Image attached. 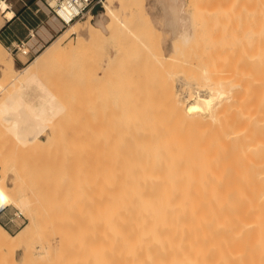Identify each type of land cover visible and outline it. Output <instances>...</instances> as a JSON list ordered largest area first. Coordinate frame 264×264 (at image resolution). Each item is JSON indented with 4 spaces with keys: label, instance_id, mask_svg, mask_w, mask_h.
Listing matches in <instances>:
<instances>
[{
    "label": "bare ground",
    "instance_id": "obj_1",
    "mask_svg": "<svg viewBox=\"0 0 264 264\" xmlns=\"http://www.w3.org/2000/svg\"><path fill=\"white\" fill-rule=\"evenodd\" d=\"M117 1L104 0L102 5L104 11L95 15L94 22L92 21L94 15L89 13L91 11L87 12L88 17L84 21L80 18L70 21L62 27L57 38L47 43L44 49L37 52L35 57L21 68L16 67L13 54L0 40V68L5 78L11 77L15 86L8 93L7 100L13 111L20 115L22 122L28 127L35 124L52 126L49 115L54 114L49 106L50 99L42 98L32 80L38 78L41 68L49 58L61 53L62 44L66 39L72 35L76 36V42L71 49L74 52L82 50L89 44H99L111 36H116L120 30L119 24L121 27L125 26L128 32H133L132 23L127 22L126 18L125 21L117 10ZM189 1L188 4L197 2V7L200 6L203 11L204 7L208 9L209 11H205L209 12L206 14L207 18L211 13L208 4L212 3L216 4L215 8L211 6V9L216 10H213L215 15L217 11L220 13V10H224L221 12L222 15L228 16L226 12L232 8L230 13L231 17H234L228 16L232 25H235L233 23L235 19H238L237 26L246 22L242 21L243 17L246 19V13L242 11L247 8L242 9L240 15L235 13L238 10H233L236 6L239 7V0L235 1L236 6H232L234 0L230 2L226 0L231 3V6H228L230 10L225 7L228 2L224 6H219L223 4V0H219L221 4L217 1L213 3V0H203L204 2L200 0L202 6L198 5V1ZM131 2L141 8L138 22L133 21L141 29H137L138 33L135 30V33L139 34V30L143 29L146 32L144 38L156 35L158 38V32L161 30L145 11V0ZM165 2L163 21L169 28L172 54L177 53L178 55H175L177 58L184 53L185 46H190L195 34L198 36L199 33L205 32L204 26L211 28V25L207 24L209 21L211 24H218L221 18L217 15L219 18H215L218 21L213 20L215 23L208 18L209 21L205 25L202 20L204 17L198 15L200 20L196 15L199 10L194 4L193 7L189 4L197 11L193 9L196 13L194 16L197 22L196 33L188 27L180 33L179 23L186 16L180 0ZM204 3L206 6H203ZM245 3L246 1L244 4L241 3L242 8H245ZM127 5L126 9L128 6L131 8V4ZM246 5L249 9L251 3ZM8 6L7 0H0V7L4 8L3 15H0V26L13 16V10L7 9ZM248 9L245 11L247 14L250 11ZM252 9L254 10L249 14L259 11L257 15L259 13L260 17L262 13L260 25L258 21L255 22L257 15L253 21L252 13L250 14L252 16L249 15L251 18L247 15V21L255 23L253 40H247L246 44L250 52L249 49L246 50L249 53L248 57L246 51L242 56L237 52L238 56H241L238 59L244 55L243 58H246L244 60L248 61L245 64L246 66L249 64L247 70L238 60L233 64L232 59L237 58V53L235 55L233 51L235 47L230 50L222 46L227 45L231 48L230 45L236 42L231 39V35L237 28L236 26L232 28L231 21L229 23L226 16L228 20L224 22L223 27L221 23L218 24L220 29H217L221 30L220 36H227L229 33L227 31L233 29L228 37L234 43L230 41V45L225 44L226 36V39L221 37L225 43L214 37L219 31L212 25L213 30H217L212 31L213 35L216 33L212 37L219 40L221 46L217 41L216 45L215 41L212 42L215 47L211 46L213 38H207L210 40L208 44L203 38L204 35L199 34L202 38L199 41L202 42L193 48V44L199 42L196 41L190 47L195 51L198 46L200 49V45L205 44L201 47L208 49L209 46L206 44L210 45V48H213L210 58L213 57L214 60L207 58L209 61L202 64L198 59L192 61L194 58L188 57L191 59L188 61V67L198 66L195 68L199 70L196 71L194 68L195 72L191 69L192 71H186V74L173 72L179 76L177 88L173 73L169 74L168 71L169 78L172 76L174 82L172 85L169 84L171 87L166 85V88L164 85L160 91L173 111V115L169 114L168 121H159V116L154 115L152 111L153 116L150 113L151 116L141 115L142 121L140 118L139 122L132 118L135 123L127 121L124 126L131 125L129 128L103 132L101 147H94L92 152L89 147L88 152L83 148L87 153L85 156L87 159L91 158L92 153L91 164L88 162L87 167L84 160L78 161L79 156L77 161L73 159L77 166V178H90V185L87 183L90 186L88 201L90 226L88 236L81 232L76 237L75 258L84 257L86 264H264V0H254ZM130 13L132 17L133 14ZM248 22L246 23L249 26ZM225 23L231 27H227ZM221 28H226V31ZM222 30L227 34L222 35ZM150 31H156L158 34L152 33V36ZM141 40L143 44V38ZM147 45L149 44L145 46ZM160 47H157L159 54L154 53L157 54V58L158 56L161 58L156 59H167L160 62L161 65L165 61L163 64L167 67L168 62H171L172 58L175 59V56L172 57L171 53L165 52L164 47ZM225 49L229 52L228 55L225 54ZM184 57L178 59V62L179 60H182L181 64L185 62L183 60L187 57ZM174 61L175 63H171L175 66L177 60ZM186 63L187 59L184 64ZM160 65L157 67L158 70ZM164 73L166 75V72ZM162 82L161 84L165 83L164 80ZM143 119L149 121L143 122ZM60 151L65 154V159L67 154L71 153L69 148ZM69 155L72 158L73 155ZM7 186L0 165L2 196L0 209L12 201ZM31 190L32 196L24 193L17 197L21 208L25 209L29 216V222L16 234L11 233L0 223V249H9L13 244L24 249L23 242L32 234L39 222L38 211L35 209L41 207L42 211L48 210L47 205L41 204L46 193L38 192L35 187ZM64 237L65 232L57 233L55 247L51 251H46V256L57 255L64 249ZM24 254L26 259L29 255L26 248ZM19 261L23 260L20 258Z\"/></svg>",
    "mask_w": 264,
    "mask_h": 264
},
{
    "label": "rangeland",
    "instance_id": "obj_2",
    "mask_svg": "<svg viewBox=\"0 0 264 264\" xmlns=\"http://www.w3.org/2000/svg\"><path fill=\"white\" fill-rule=\"evenodd\" d=\"M118 1L116 3V6L120 15H123L121 17H123L125 21L127 19V22L129 21L130 24L132 23L133 32L135 33V30L137 32L138 31L137 29L138 28L141 29V28L134 23H137L139 20L138 18H140V10H141L140 6L138 5L137 8L133 4L134 2H131V0H126V1L122 0L123 3L120 0ZM155 1L156 0H145V9H146L145 11L152 17L158 29L159 26L165 29V30L160 29L161 31L158 32L159 34L161 33L160 35L156 33V31L154 32L150 31L151 34L152 33L154 35L155 33L158 34L159 36L158 38L157 35L151 38L149 35H147L149 37L144 38V33L146 34V32L143 29H142V31H144L143 33L142 31L139 30V34H137L138 33L137 32L135 33L136 34L135 35L133 34V32L131 33V31L128 32L129 30H126L125 26L123 27L122 25L121 27V24H119V29H120L119 34L113 36L114 38L111 36V38H107L102 43L89 44L82 50H78L74 52L71 49L73 48L76 42V36L72 35L63 42L62 44L63 50L61 51V53L47 60V62L41 68L38 78L32 80V83H34V87L41 93L43 99H50L49 106L51 108L52 113L54 114V115H49L52 121L51 127L48 126L44 127V126H40L39 124H35L32 127H28L26 123L22 122L20 115L13 111V109L9 104V101L7 100L8 93L15 86L12 84L11 77L5 78L0 68V90L3 91V92L0 91L1 172L3 173L5 181L8 185L7 187L9 189V193L12 197V201L9 202L8 204H13L12 206H16L20 208L24 212L25 216H27L25 217L26 219L25 223L20 228L15 226L16 228L15 227L11 228L10 232L16 234L30 220L25 209L21 208V205L18 202L19 200L17 199V197H19L21 194L24 193L29 196H32V190H31L32 187H35L38 192L46 193L47 197L45 195L43 196L41 204L44 203L43 205H47V209H48L47 211H42L43 208L41 207L35 209L36 211H38L37 214V219L39 221L38 225H36L32 234L22 244L24 246V249L26 248L29 251V255L26 256V259H24L25 257L24 249L17 244H13L9 249H4V250L0 249V264H86L84 257H81V259L75 258V254L77 252V248L75 247V244H76V237L78 236L79 233L83 232V234H87L88 236V229L90 226L89 224L90 206L88 204L90 186L88 185H90L89 182L90 178L88 177L77 178V166L76 163L73 161V159H75L76 161L78 158H79L78 161L84 160L85 166L87 167L88 162L91 164L90 159L92 158V153H91V158L87 159L85 157L87 153L85 152L86 151L88 152L89 148L92 152V149L94 147H101V145L103 144L102 143L103 132L109 130L117 131L119 129L122 130L124 128H129V126L131 125L124 127L125 123L127 124V121L134 122V120L138 121L140 119H141L140 121H142V118L140 117L142 116L144 117L146 114L148 116L149 113L151 114V111L153 112L154 115L159 116L158 119L159 121H163V122L168 121L169 116L173 115L172 114L173 111L170 109V106L165 100V97L161 96L163 94V92L162 94L160 92L163 89L161 87H163L164 85H165L164 87H166V85L167 87H171L169 86V84L172 85V82L174 81H175L174 83H176L175 84L176 87V85L179 82L178 74L180 73L186 74V71L190 72L191 69H193V72H195L194 68L195 67L198 68V66L195 67L191 66L190 68L187 65L189 64L188 61H191L190 59L191 57L192 59L194 58V60L192 61L199 60L198 62L202 64H205L204 62L209 61V59L211 60L213 59V57L210 58L211 54L213 53L212 52L213 48L212 47L210 48V45H208L210 41L208 39H210L212 36L216 34L215 33L213 35L212 31H214L213 30L214 28L217 29L219 27L218 24L221 23L223 27L224 22L231 17L230 12L232 11V8L231 11L226 12V14L228 13V16L230 15V17L226 15L228 17L227 20H226L227 17L223 16L221 13L224 10L223 11L220 10L221 11V12L219 11L220 13H218L217 11V15L221 17L218 21L215 19L217 15L214 14V11L216 10L211 9L213 6L215 8L216 4H212V3L208 4L210 6L209 9L211 10V13L208 15L210 17L208 18H211L212 21L213 20L218 21V24L217 23L211 24L206 16V14H208L209 12L205 13V11H209V10L208 9L206 10L204 7L205 11H203L199 8L200 6L197 7L196 5L197 4L196 1L199 2L198 5L201 4L200 0H195L196 3L194 2L189 3L192 7L195 5L194 7H196V9L199 10L198 12L199 14L198 13L196 14L195 13L196 9L193 8L195 9L194 11L191 8V6L188 4V2H190L189 0H180L182 9L186 13L185 18L182 19L181 22L179 23L180 33L184 32L185 27L190 28L194 33L197 28V22L194 16L197 15L198 17V15L200 14L201 17L202 16L204 17V19L202 18V20H204L205 25L207 21H209L207 24L209 26L211 25L212 29L204 26L205 32H202V34L205 36V37L203 36L205 42L208 41V44L206 45L207 47L209 46V49L206 47L205 48L201 47V46H205L204 43H203L204 45H200V49H198L199 46L196 48L195 51L194 49H191L190 46H192L194 42L196 41L198 42L199 40L202 39L199 36V34L201 33L199 34L197 33L198 36L195 34V38H193V42L190 44V46L188 45L185 46L183 49L184 53L182 52L183 54H181V52H179L181 55H179L180 58H177V56H175L177 53L172 54L171 51L172 48L170 47L171 46L170 45L171 40L169 35L170 32H169V28L164 24L163 15H162V19L157 17V13H156L157 7L154 6V4L156 3ZM158 1L162 3L163 6L164 3H166L165 0H158ZM215 1L221 4L219 0H213V3H215ZM235 1L236 0L233 1L234 5L232 3V6H236L235 3L237 2ZM245 1L246 3L249 4L251 3L252 6L254 4V0L252 2H250L251 0L248 2L247 0L244 1L239 0L240 3V5L238 3L239 7L236 6L235 9L233 8V10L235 11L238 10L237 12H235L236 14L240 15L242 9H246V8L248 9L246 3L244 5L245 8H242L243 6H241L242 5L241 3L244 4ZM227 2L228 1L223 0L222 1L223 4L219 6H224L226 5ZM229 2L225 7L231 6L230 5L231 3ZM103 3H100L93 11L89 12L94 15L92 18L93 22L95 19V15H98L104 11L102 6ZM124 3L128 5L131 4L130 5L131 8L127 5L128 7L126 9V4L124 6ZM259 3L260 2H258L257 4ZM187 4L189 5V7L187 6ZM204 5L206 6V3H204L203 6ZM208 5L206 8L209 7ZM251 5H250L251 9L250 8L248 9L250 11L254 10L252 9ZM163 6H162V11L164 13ZM3 10L4 8L0 7V15H3ZM129 11L132 12L133 18L130 16L131 13ZM192 11L194 12L192 13ZM245 11L242 12L244 14L246 13L245 15L246 19H244L245 17L243 18L241 17L243 20L240 19V17L238 18L239 20L242 21L245 20L246 22L249 21V20L247 21V15L248 17L253 15L254 18L253 16L252 18L251 17L250 18L251 20L252 19L255 20V16L257 15V12H259V11L253 12L254 14L251 12L252 15H250L251 14V13L249 14L250 11L248 12V14ZM212 13L215 15V17L213 16ZM244 14L241 15L244 16ZM261 15L262 13L260 14V17L256 16V20H255L256 23L257 21L259 22L258 23L259 25L261 22L260 21ZM200 16L198 18L201 20ZM219 16L217 17V19L219 18ZM87 17H88V13L85 14L83 17H80V19L81 21H84L86 20ZM257 18H259V20H257ZM235 20H237V22ZM235 20H233V23H235V25H232L231 19H229L228 22L230 23L231 21L232 28L234 26H236L235 28H237V29L233 28L234 30L231 29L234 31V33H232L231 35V39H234L236 41L235 42L236 46H234L235 45L234 41L231 40L230 37H228L231 30L227 31L229 33L226 36L224 35L225 32L223 31V30L226 31V28L225 29L221 28L223 29L222 35L224 36H220L221 30H218L220 29L218 28L217 30L219 31V33L217 32L216 34L218 37L216 35L214 37L219 38V40L221 39L222 41L221 37H223L224 39L226 36L227 38V41H225L226 43L224 41H222V43L230 45V41H231L234 43V45L233 44H232L233 46L230 45L231 48L227 47V45H222L223 47L226 46V48H229L230 50L232 49V47H235L233 48L235 55L237 52H240L239 54H241L242 56V54L247 52L246 56L248 57L249 53L246 50L249 48L248 45L246 46V44H247V40L249 39L251 41L253 40L254 37L253 27L255 23L248 22L250 24L248 26L247 23L244 22V24L243 23L241 24L244 27L243 26L240 27L241 25L237 26L238 19ZM226 23L225 25L230 28L231 25H227L229 23L227 24ZM212 25L214 26V28ZM246 25L248 27H246ZM123 30H125V32ZM61 31L62 30H60V32L57 34L55 38L59 36ZM206 34H209V36ZM155 37L159 40L157 41ZM197 37H199L200 39H198ZM214 37H212L213 40H211V46L215 47L217 39H214ZM142 38L146 44H149L147 45V47L145 46L146 44L144 42L142 44V40H141ZM228 39H229V43H228ZM219 40L217 41V44L221 46L220 43H218ZM156 41L158 43H156ZM201 42L199 41L198 43L193 44V48H195L194 45L200 44ZM212 42H214L215 45L214 43L212 45ZM150 46L152 49L149 48ZM160 46L164 47V50L167 54L171 53L172 57L173 55L175 56V59L172 58L173 61L170 59L171 62L174 63H175L174 60H177L175 66L174 63L168 62L169 64L167 63L168 65L166 67V64L164 65L163 63H165L167 59H161V60L159 59L160 61L157 60L160 57L158 56L157 58L156 56L157 54H159L158 53L159 51L157 50ZM219 46L218 49L220 48ZM44 47H42L40 50L44 49ZM148 48L151 50H149ZM250 48H252V46ZM8 49L11 51L12 54H14L11 48ZM153 49L156 50L153 51ZM210 49L211 51L209 52L208 50ZM40 50L32 51L30 55H24L22 53H19V56L24 61L23 66L29 63L35 57L37 52H39ZM154 52L157 54H155ZM225 54L228 55L229 52L226 51ZM231 54H233V52H231ZM184 56L187 58H185ZM236 56H237V58L235 57L236 60L234 58L232 59L233 64L238 60L241 62V66L245 70H247L249 64L247 66L245 65L247 64L248 61L246 62V60H244L246 59L243 58L244 55L242 58L239 59L238 57L241 56L240 55L238 56V53ZM183 57L185 58L183 61L186 62L187 59V63L184 64L185 62H183L182 63L183 66H182V64L180 63V61L182 60H179L178 62V59L181 58L183 59ZM207 58L209 59L207 60ZM163 60L165 61L162 62V64L164 65V67H166V70H164L165 68L162 66V64L160 65V62ZM249 63L251 64V62ZM158 64L160 65L159 70L157 68L159 66ZM23 66H20L19 64L18 66L16 65L17 68H21ZM154 68L158 72L156 70L154 71ZM198 70L196 69V71ZM159 71H161L162 73H160ZM168 71L170 72L169 74L178 71L177 75L173 73V78L175 77L174 81L172 79V76H170L171 78H169ZM164 72H166V75ZM167 76L169 79L168 78L166 79ZM162 80H164L165 82L164 84H161L163 83ZM166 81L169 83H167ZM153 114L151 115L153 116ZM145 118L147 119L148 117ZM146 119L145 120L143 119V122L149 121ZM64 148L67 149L69 148V150H71V153L69 154L73 155L72 158L70 157L69 154H67V158L65 159V154L60 151L61 149ZM83 148L84 149L86 148L87 150H85L84 152ZM11 210H13V208H11ZM80 212H82V214ZM0 218L2 219V217ZM58 232H65V237H64L65 247L64 249H61L60 253L57 255L54 254L52 256H46L47 253L45 252L48 250L51 251L53 247H55V243H56L55 238L57 237ZM20 258L21 260H23L22 262L19 261Z\"/></svg>",
    "mask_w": 264,
    "mask_h": 264
},
{
    "label": "crops",
    "instance_id": "obj_3",
    "mask_svg": "<svg viewBox=\"0 0 264 264\" xmlns=\"http://www.w3.org/2000/svg\"><path fill=\"white\" fill-rule=\"evenodd\" d=\"M7 1L9 3L7 9L13 10V16L0 26V40L11 50L13 43L24 39L27 40L31 52L38 51L54 39L63 27L62 22L52 13L47 0ZM155 2L157 17L162 19L163 4L158 0ZM159 29L163 28L159 26ZM13 53L16 55L13 54L15 64L23 66L24 61L19 53L14 51Z\"/></svg>",
    "mask_w": 264,
    "mask_h": 264
},
{
    "label": "built area",
    "instance_id": "obj_4",
    "mask_svg": "<svg viewBox=\"0 0 264 264\" xmlns=\"http://www.w3.org/2000/svg\"><path fill=\"white\" fill-rule=\"evenodd\" d=\"M103 2L104 0H47L52 13L62 22L63 26L76 18L83 17ZM12 51L24 55L32 53L27 40L24 39L13 43ZM12 205L7 204L0 209V217H2L0 222L9 230L15 226L20 228L25 223V217H27L20 208Z\"/></svg>",
    "mask_w": 264,
    "mask_h": 264
},
{
    "label": "snow or ice",
    "instance_id": "obj_5",
    "mask_svg": "<svg viewBox=\"0 0 264 264\" xmlns=\"http://www.w3.org/2000/svg\"><path fill=\"white\" fill-rule=\"evenodd\" d=\"M0 199H2V196H0Z\"/></svg>",
    "mask_w": 264,
    "mask_h": 264
}]
</instances>
